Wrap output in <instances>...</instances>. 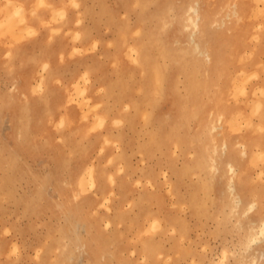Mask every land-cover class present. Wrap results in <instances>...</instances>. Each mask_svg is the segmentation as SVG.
<instances>
[{"label": "rangeland", "instance_id": "1", "mask_svg": "<svg viewBox=\"0 0 264 264\" xmlns=\"http://www.w3.org/2000/svg\"><path fill=\"white\" fill-rule=\"evenodd\" d=\"M39 1L24 0L17 15L10 0H0V27L11 25L0 28V264H264V239L245 244L250 220L264 218V0H200L204 9L231 15L228 40L210 29L220 38L224 71L208 77L190 61L174 63L182 49L193 53V45L174 20L172 1L147 0L143 7L137 0L78 6L77 0H43L47 7ZM174 1L183 7L188 0ZM233 3L243 10L239 18L232 16ZM18 22L13 26L20 39L12 32ZM136 27L154 31L149 53L162 69L160 91L152 82L140 92L151 72L135 60L145 39ZM42 34L62 39L53 69L43 63L17 67L12 49ZM158 42L174 53L158 54ZM120 74L123 88L111 84L106 97V82L118 83ZM228 83L238 91L226 97ZM22 89H29L28 115L17 103L24 100ZM41 95L45 101L37 100ZM107 102L111 110L105 112ZM211 111L222 113L220 120L214 116L221 126L216 130L205 126ZM20 116L29 118L17 132ZM206 139L218 150L216 168L205 166ZM222 140L228 144L224 155ZM227 158L240 174L235 211L226 188ZM252 201L254 209L243 214Z\"/></svg>", "mask_w": 264, "mask_h": 264}, {"label": "bare ground", "instance_id": "2", "mask_svg": "<svg viewBox=\"0 0 264 264\" xmlns=\"http://www.w3.org/2000/svg\"><path fill=\"white\" fill-rule=\"evenodd\" d=\"M73 1V0H72ZM76 1V0H75ZM85 0H77L75 3H73V5H76V4H80V3H82V2H84ZM169 2H171V3H174L175 4V7L177 8V13L175 14V18H174V20H175V22L176 23H178V25L182 28V30H185V31H187L188 32V42H189V44H191V45H193V53L192 52H190V48L188 49V48H184V49H182L181 50V52L183 53V54H181V56H179V58L177 59L176 58V60H174V63L175 64H178V63H180L181 62V60L183 61V62H185V64L186 65H189V61L191 62V63H193L195 66H197V69L199 70V72L201 73V75H203V76H210L211 75V73H214V71H216V72H220V71H224V66H223V62H222V57H221V48L219 47V44H220V41H219V37H222V39H226V40H228V38H230V35H228L226 32H225V30H226V28L228 27L227 25V23H228V21H227V19H226V17L227 18H229L231 15L229 14V13H226L225 14V16H223L222 14H220V9H218V8H213V9H210V8H206V9H204L201 5H200V0H188L187 2H186V4L183 6V7H181V6H178V5H176V1H174V0H168ZM258 1V0H257ZM259 1H261V0H259ZM40 2V6L42 5L41 3H45L46 1H44L43 2V0L41 1H39ZM74 2V1H73ZM9 3V2H8ZM23 3H24V0H10V5H12V11H18L17 13H15V14H17L18 15V13H19V11L20 10H22L20 7H22V6H24L23 5ZM147 3V0H137V5H139L140 7H143L145 4ZM259 3V2H258ZM257 3V4H258ZM49 5L47 2L44 4V6L45 7H47V5ZM81 5V4H80ZM127 5V8H126V11H128L129 9V7H128V5L129 4H126ZM9 6V5H8ZM7 6V7H8ZM38 6H39V4H38ZM49 6H51V5H49ZM76 6H78V5H76ZM232 8H231V11H232V13H233V15L232 16H238V18H239V16H242V13H243V10H242V8L241 9H239L238 7H237V5H236V3H233L232 5ZM6 7V8H7ZM11 8H8V10L9 11H11ZM51 8V7H50ZM52 9H54V8H52ZM181 9V10H180ZM35 10V9H34ZM33 10V11H34ZM65 10V9H64ZM84 10H85V12H86V8L84 7ZM53 11H55V10H53ZM159 12H162V9L160 8V10H158ZM22 12V11H21ZM65 12V11H64ZM263 12H264V10H263ZM9 14H10V12H8ZM163 13V12H162ZM12 14H13V12H12ZM15 14H13V16L15 17V18H17L18 16H15ZM20 16H22L21 15V13L19 14ZM31 15H32V13H31ZM55 15H56V12H55ZM20 16H19V18H20ZM6 17H8V16H6ZM23 17V16H22ZM56 17H57V15H56ZM62 17H64V14L62 15V16H60V18H62ZM157 17H158V20H160L161 21V19H162V15L160 16V14H158L157 15ZM18 18V19H19ZM140 18L142 19V20H144V17H141L140 16ZM55 19V18H54ZM59 19V18H58ZM82 19H83V17H82ZM116 19V18H115ZM6 20V19H5ZM10 20H13V17H12V19H10ZM15 20V19H14ZM22 20V19H21ZM20 20V21H21ZM56 20V19H55ZM119 20V19H118ZM16 21V20H15ZM23 21V20H22ZM21 21V22H22ZM3 22V21H2ZM1 22V24H3ZM6 22H8V21H6ZM20 22V23H21ZM24 22V21H23ZM19 23V22H18ZM17 23V24H18ZM20 23L18 24V25H16V24H12V26L14 25V26H19L20 25ZM64 23V22H63ZM9 24H10V22H8L7 23V25L5 24V26H6V28L5 29H7V26H9ZM23 24V23H22ZM27 25V27H28V24H25V26ZM130 25V24H129ZM142 25V24H141ZM4 26V24H3V26L2 27H0L1 29H4L3 27H5ZM11 26V25H10ZM9 26V27H10ZM14 26H13V29H14ZM168 26H170V25H168ZM23 27V26H22ZM26 27V28H27ZM167 27V26H166ZM211 28H215V30L218 28V30H220L219 31V39L217 38V35L215 36V35H213V33H211L210 32V29ZM0 29V30H1ZM4 29V30H5ZM9 29V28H8ZM18 29V28H17ZM260 29V28H259ZM23 30L24 31H27V30H29V28L27 29V30H25V28H23ZM3 31V30H2ZM8 31V30H7ZM12 31V30H11ZM20 31H22V30H20ZM31 31V30H30ZM56 31H58V30H56ZM56 31H54V32H56ZM12 32H14V33H16V35L18 34V33H20V32H16V30L14 29V31H12ZM29 31H27L25 34H27ZM136 32H138V35H139V33H141V34H143V36H145V39H142V42L144 43V44H142L141 45V51L142 52H140V54L136 57V59H135V57H134V59L136 60V62H137V59H138V61H141V64H142V66H145L146 67V69L148 70V68L150 67V74L148 73L149 71H147V77H145L144 79H143V81H142V88H141V90H140V92L142 91V89H144V90H147V88H148V84L150 85V83H154V85H156V83L158 84L157 86H158V88H157V90L159 89V86H161L160 84L162 83V81H163V76L161 75L162 73V69H161V67L160 66H157V64H155L156 62H154V58H152V56L150 55V53H149V47H151V41H152V37L154 36V33H152V32H154V31H147V30H143V28L141 29V28H139V27H136ZM2 33H4V31L2 32ZM1 33V34H2ZM33 33V32H32ZM34 34V33H33ZM32 34V35H33ZM73 34V33H72ZM84 34V33H83ZM11 35V34H10ZM13 35V34H12ZM29 35H31V33L29 32ZM126 35V34H125ZM137 35V36H138ZM21 36H22V33L21 34H19V35H17L16 37L14 36L13 38H21ZM74 36H76V35H74ZM80 36H82L81 34H80ZM84 36V35H83ZM129 36V35H128ZM134 36V35H133ZM214 36L216 37V39L214 38ZM28 37V36H27ZM38 37V36H37ZM78 37V36H77ZM74 38V37H73ZM81 38V37H80ZM83 38V37H82ZM84 38H86L85 36H84ZM16 39V40H17ZM12 40H15V39H12ZM15 40V41H16ZM36 40V39H35ZM34 40V41H35ZM253 40V39H252ZM51 41V40H50ZM119 42V41H118ZM176 43H178V41H175ZM262 43V42H261ZM26 44V43H25ZM49 44V43H48ZM114 44V43H113ZM161 43H159L158 42V45H159V49H158V54H160V55H163V56H170V53L171 54H173L174 53V51H172V50H166L165 49V47H161V45H160ZM32 45V44H31ZM39 46V45H38ZM190 46V45H189ZM188 46V47H189ZM19 47V46H18ZM37 47V46H36ZM135 48V47H134ZM136 49V48H135ZM17 50H18V48H13L12 49V53L14 54V53H17L18 54V52H17ZM35 50H36V48H35ZM139 50V49H138ZM41 52H42V50H41ZM77 52V51H76ZM135 52H137V50L135 51ZM44 53V52H43ZM22 54V53H21ZM252 54V53H251ZM9 55V54H8ZM7 55V56H8ZM24 55V54H23ZM27 55V54H26ZM37 55V54H36ZM45 55H47L46 54V52H45ZM135 55V54H134ZM133 55V56H134ZM22 56V55H21ZM21 56H19V57H21ZM250 56H252V55H250ZM9 57V56H8ZM14 57H15V54H14ZM32 58V57H31ZM37 58V57H36ZM25 59V58H24ZM35 59V58H34ZM106 59V58H105ZM134 59H133V62H135L134 61ZM242 59H243V57H242ZM41 60V61H40ZM245 60V59H244ZM243 60V61H244ZM39 61L40 62H42L43 63V65H44V67H46L47 68V66H51V68H52V65L50 64V62H49V59L48 58H40L39 59ZM38 61V62H39ZM98 61V60H97ZM23 62H25V61H23ZM32 62V61H31ZM264 62V61H263ZM66 64V63H65ZM135 64V63H134ZM137 64H138V62H137ZM116 65H118V64H116ZM26 67H27V65H26ZM60 67H61V65H60ZM63 67V66H62ZM100 67V66H99ZM263 67V66H262ZM48 69H49V67H48ZM53 69V68H52ZM91 69V68H90ZM94 69V68H93ZM45 70V69H44ZM57 70V69H56ZM92 71V70H91ZM146 71V70H145ZM144 71V72H145ZM54 72V71H53ZM93 72H96L95 71V69H94V71ZM199 72H197V73H199ZM247 72V71H246ZM256 72V71H255ZM60 73V72H59ZM120 73V72H119ZM145 74V73H144ZM243 74H245V73H243ZM242 74V75H243ZM254 74V73H253ZM259 74V73H258ZM258 74H256V75H258ZM121 75V74H120ZM119 75V76H120ZM167 75V74H166ZM200 75V76H201ZM240 76H241V74H239ZM246 75H248L247 73H246ZM246 75H245V77H246ZM106 77H107V75H105ZM143 76V75H142ZM244 76V75H243ZM123 77V75H121L120 77H119V79L117 80L118 81V83L116 82V83H108V82H106L107 83V85L108 86H106L107 88H106V90H105V95H106V97L107 96H111V87H110V85L111 84H117V85H119V86H121V88H123L122 86H123V84L121 83V78ZM167 77V76H166ZM252 77H249V79H251ZM257 78V77H256ZM121 79V80H120ZM243 79H244V77H243ZM249 79H247V81L249 80ZM246 81V82H247ZM80 82V81H79ZM120 82V83H119ZM19 83V82H18ZM187 88H188V90H190L191 89V87H193V84H192V82H191V80L189 79V77H188V79H187ZM245 83V82H244ZM244 83H242L241 82V84H244ZM248 83V82H247ZM247 83H245V84H247ZM240 84V83H239ZM42 85V84H41ZM218 85V84H217ZM165 86V85H164ZM239 86V85H238ZM245 86V85H244ZM40 87V86H39ZM180 87V86H179ZM246 87V86H245ZM194 88V87H193ZM264 88V87H263ZM36 90H37V93H38V89L37 88H35ZM211 89V88H210ZM237 89V91H238V87L237 86H235V85H232V83H228V84H226V87H225V89H224V94H225V96L226 97H229V96H231L234 92H235V90ZM79 90H80V88H79ZM123 90V89H122ZM163 90V89H162ZM35 91V90H34ZM41 91V90H40ZM39 91V92H40ZM159 91H160V89H159ZM164 91V90H163ZM186 91V90H185ZM29 92V89L27 90V89H22V90H19V96H24V100H21L20 98H19V100H21L22 102H18L17 101V103L19 104V103H22L23 105H24V109H20L22 112H25L26 113V115H28V112H29V110H30V101H29V98H28V93ZM78 93L77 94H83L82 93V91H77ZM80 92V93H79ZM125 93H126V91H124ZM123 92V93H124ZM122 93V92H121ZM123 93H122V95H123ZM246 93V92H245ZM252 93V92H251ZM256 93H258V92H256ZM220 94V93H219ZM46 95V94H45ZM45 95H41L40 97H38V99L37 100H39V101H45ZM239 95V94H238ZM252 95V94H251ZM127 95H125V97H126ZM235 96H237V94L235 95ZM262 96V95H261ZM11 97H13L14 99H15V95L13 94ZM51 97H52V95H51ZM81 97H82V95H81ZM161 97V96H160ZM218 97L220 98V100L223 98L222 97V95L220 94V95H218ZM260 97V96H259ZM77 98V97H76ZM219 98L217 99V100H219ZM249 98V97H248ZM257 98V97H256ZM13 99V100H14ZM53 99V98H52ZM51 99V100H52ZM58 99V98H57ZM122 99V98H121ZM121 99L119 100V101H121ZM260 99V98H259ZM54 100V99H53ZM77 100V99H76ZM75 100V101H76ZM78 101V100H77ZM13 102V101H12ZM54 102V101H53ZM52 102V103H53ZM252 103H254L255 101H251ZM51 103V102H50ZM252 103H251V105H252ZM49 105V104H48ZM47 105V106H48ZM84 105V104H83ZM82 105V106H83ZM113 105V104H112ZM263 105V104H262ZM261 105V106H262ZM19 106H20V104H19ZM81 106V107H82ZM140 106V104H138V102H136V104H135V107H136V109H137V107H139ZM97 107V106H96ZM96 107H94V108H96ZM111 107H113V106H111ZM258 107V106H257ZM114 108V107H113ZM112 108V109H113ZM128 108H130V107H128ZM261 108V107H260ZM82 109V108H81ZM132 109V108H131ZM135 109V110H136ZM258 109V108H257ZM51 110V109H50ZM83 110V109H82ZM85 110V109H84ZM108 110H111V108H110V106L108 105V102L105 104V106H104V108H103V111H108ZM126 110V109H125ZM200 111V110H199ZM259 112H260V109L258 110ZM257 111V112H258ZM127 112V111H126ZM135 112V111H134ZM253 112V111H252ZM136 113V112H135ZM134 113V114H135ZM49 114H50V112H49ZM196 115H198V114H196ZM243 115V114H242ZM242 115H240L242 118H240V116L239 115H237L236 117H239L240 118V120H245L246 119V117H244V116H242ZM259 116H260V114H258ZM262 115V114H261ZM30 116V115H29ZM29 116H20L19 117V120H20V125L17 127V132H22V124L24 125V123H26V120H27V118H29ZM52 116V115H51ZM152 116V115H151ZM214 116H215V114L211 111V112H209L208 113V116H206L205 118H204V121H205V126L206 127H208L210 130H216V129H218V128H220L221 126L220 125H217L216 123H214ZM217 118H216V120H220V118L222 117V113H217ZM215 116V117H216ZM197 117V116H196ZM235 117V118H236ZM245 118V119H244ZM40 120H41V116H40ZM63 120V119H62ZM96 120V119H95ZM224 120V119H223ZM97 122H96V124L97 125H99L100 123H101V120H100V122L98 123V120H96ZM127 121V120H126ZM236 121V119L235 120H232L231 121V126L233 125V123ZM119 122H123V121H118L117 123H119ZM62 124H64L63 123V121H62ZM123 124V123H122ZM235 124V123H234ZM251 124H253V123H251ZM59 125V124H58ZM247 125L248 124H246V127H247ZM60 126H61V123H60ZM121 126V125H120ZM237 127H238V125H236ZM252 126V125H251ZM263 126V125H262ZM264 127V126H263ZM191 128V127H190ZM61 129V128H60ZM93 129V128H92ZM241 129V128H240ZM254 130H255V128H254ZM208 131V130H207ZM233 131H234V129H233ZM258 131V130H257ZM34 138V137H33ZM70 138V137H69ZM68 139V138H67ZM150 140H152V139H150ZM108 141V140H107ZM111 142V141H110ZM216 144V143H215ZM181 145V144H180ZM205 147L207 148L206 149V156H207V158H209V163L208 162H206V164H205V166H213V167H215L214 165H216V159L214 158V155H213V153L214 152H217L218 150H217V148L216 149H214V150H210V143H209V141H207V139H206V142H205ZM240 145H241V150H240V154L241 155H245L246 154V144H242V143H240ZM118 146V145H117ZM218 147V146H217ZM227 148H228V144L226 143V141L225 140H222V142H221V144H220V147H219V152H220V155H224L225 153H226V150H227ZM118 149H120V148H118ZM209 150H210V152H209ZM261 150V149H260ZM215 154V153H214ZM85 155V154H84ZM260 155H257V157H259ZM256 157V158H257ZM196 158V157H195ZM20 159V158H19ZM115 159V158H114ZM261 159H262V156H261ZM119 160V159H118ZM195 160H197V159H195ZM117 161V160H116ZM113 162H114V160H113ZM224 163V166H225V174L228 176V179H227V183H226V188L228 189V193H229V195L231 196V210H233V211H235V210H237V208L239 207V204H240V202H241V200H240V197H239V193L238 192H236V189H235V187H234V182H235V179L237 178H240V174L237 172V168H236V166H235V164L233 163V161L230 159V158H227V159H225L224 161H223ZM259 162V161H258ZM257 162V163H258ZM111 163V162H110ZM198 164V162H196V165ZM257 165V164H256ZM123 167V166H122ZM216 168V167H215ZM255 168H256V166H255ZM212 171V170H211ZM5 173V172H4ZM90 175H89V178H93V171L92 170H90ZM105 173V172H104ZM215 173V172H214ZM263 174H264V172H263ZM102 176V175H101ZM105 176V175H104ZM98 177V176H97ZM112 177V176H111ZM98 179V178H97ZM89 180V179H88ZM94 180H96V178H94ZM112 180V179H111ZM89 181H91L92 182V180H89ZM112 181H114V179L112 180ZM255 181V180H254ZM261 180H259V182H260ZM84 182H87V180H85L84 179ZM95 182V181H94ZM151 182V181H150ZM113 183V182H112ZM115 183V182H114ZM121 184V183H120ZM205 184H207V183H205ZM86 185V184H85ZM92 185H94V184H92ZM112 185V184H111ZM99 186V185H98ZM104 186H106V184L104 185ZM128 186V185H127ZM151 186H153V185H151ZM82 187L84 188L85 186L82 184ZM103 187V186H102ZM117 187V186H116ZM213 187V186H212ZM87 188V187H86ZM106 188V187H105ZM1 189V188H0ZM121 189V188H120ZM91 190V189H90ZM84 192V191H83ZM90 192V191H89ZM126 195V194H125ZM75 196V195H74ZM76 196H77V194H76ZM81 196V195H80ZM125 196H123L122 198H124ZM205 197V196H204ZM229 197V196H228ZM77 198V197H76ZM75 198V199H76ZM79 198V197H78ZM103 198V197H102ZM217 199V198H216ZM82 201H83V199H82ZM108 201H109V199H108ZM160 201V200H159ZM84 202V201H83ZM70 203V202H69ZM73 203V202H72ZM214 203V202H213ZM71 204V203H70ZM141 205V204H140ZM70 206V205H69ZM256 206V204H255V201H252V202H250V203H248V205H247V207H246V210L243 212V214H247L248 212H250V211H252L253 209H254V207ZM63 207V206H62ZM211 207V206H210ZM70 208V207H69ZM257 208V207H256ZM190 210V209H189ZM234 216V215H233ZM81 218V217H80ZM83 220V219H82ZM85 220V219H84ZM89 221V220H88ZM90 222V221H89ZM160 222V221H159ZM156 223V222H155ZM234 223V222H233ZM92 224V223H91ZM240 224V223H239ZM110 225V224H109ZM154 225V224H153ZM155 226V225H154ZM158 227H159V225H158ZM160 227H161V225H160ZM154 228H156L157 229V225L154 227ZM153 228V229H154ZM129 229V228H128ZM150 229H151V227H150ZM152 229V230H153ZM152 230L150 231V232H152ZM161 230V229H160ZM128 231V230H127ZM148 231V230H147ZM239 231V230H238ZM247 232H248V234L245 236L246 237V240H245V244L246 245H251V244H253V243H258V242H261L263 239H264V218H260V219H257V220H250V222H249V227L247 228ZM155 233V232H154ZM143 235V234H142ZM142 237H145V236H142ZM140 239V238H139ZM99 241H100V239H99ZM99 243H102V242H99ZM82 244H84V243H82ZM134 244V243H133ZM69 245V244H68ZM93 245V244H92ZM102 245H103V243H102ZM151 246V245H150ZM94 247V246H93ZM92 247V248H93ZM96 247V246H95ZM126 247V246H125ZM175 247V246H174ZM164 248V247H163ZM248 249V248H247ZM95 251H96V249H95ZM115 251V250H114ZM246 252V251H245ZM118 254V253H117ZM189 255V254H188ZM11 256V255H10ZM154 256V255H153ZM179 256V255H178ZM259 256H263L264 257V251H262L261 252V254L259 255ZM174 257V256H173ZM171 259V258H170ZM159 260V259H158ZM259 261V260H258ZM1 263V262H0ZM258 264V263H257Z\"/></svg>", "mask_w": 264, "mask_h": 264}, {"label": "crops", "instance_id": "3", "mask_svg": "<svg viewBox=\"0 0 264 264\" xmlns=\"http://www.w3.org/2000/svg\"><path fill=\"white\" fill-rule=\"evenodd\" d=\"M67 38H70V36H67ZM34 40L35 39H33L31 41H26L18 48L17 52L18 51L19 52H18V54L14 53L15 58H14L13 63L19 68L22 67L25 69H31L34 67L33 66L34 64L42 63V62H40L41 60L39 61L40 58H48L50 64L54 67L53 64L55 63V61H58V57L56 54L58 53V49L60 46L59 43L62 41V39L60 38V39H57V41L53 42L52 40L50 41L47 34H42L39 37H37L35 41ZM35 48H36V50H35ZM41 50H42V52H41ZM45 52L47 55H45ZM19 56H21V57H19ZM23 61H25V62H23ZM26 65H27V67H26Z\"/></svg>", "mask_w": 264, "mask_h": 264}]
</instances>
